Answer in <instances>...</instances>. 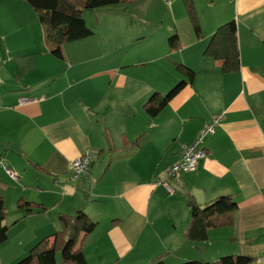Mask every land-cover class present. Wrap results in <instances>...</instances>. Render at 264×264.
Segmentation results:
<instances>
[{
	"label": "crops",
	"instance_id": "obj_1",
	"mask_svg": "<svg viewBox=\"0 0 264 264\" xmlns=\"http://www.w3.org/2000/svg\"><path fill=\"white\" fill-rule=\"evenodd\" d=\"M131 2L85 10L90 28L88 18L103 24L105 42L67 43L60 59L27 0H0V155L7 161L0 165V195L18 220L0 245L1 264L25 257L62 229L61 213L78 210L98 222L82 244L89 264H152L160 255L180 264L237 254L264 264V0H194L202 37L189 16L181 13L180 23L173 13L161 53L152 47V57L139 60L128 48L153 33L126 21ZM233 19L241 64L225 73L205 50ZM175 28L182 48L172 51L167 39ZM177 63L192 68L195 80L152 117L144 104L183 79ZM223 111L200 142L207 156L170 178L169 193L159 180ZM86 153L90 172L74 181L71 163ZM220 196L238 208L214 218L206 241L188 240L189 201L204 205ZM21 198L48 209L22 217ZM11 237L19 246L8 247Z\"/></svg>",
	"mask_w": 264,
	"mask_h": 264
},
{
	"label": "trees",
	"instance_id": "obj_2",
	"mask_svg": "<svg viewBox=\"0 0 264 264\" xmlns=\"http://www.w3.org/2000/svg\"><path fill=\"white\" fill-rule=\"evenodd\" d=\"M34 8L44 29V37L50 51L57 58H64L65 44L88 38L94 35L84 18L85 10H96L102 7L128 2L129 0H27ZM188 16L194 26L198 38L202 37V30L194 0H184ZM238 25L235 19L217 28L210 40L205 55L218 60L225 73L238 72L240 69V51L238 45ZM170 50L182 48L180 35L173 32L169 39ZM176 69L183 75V79L166 94L153 93L145 102L146 112L157 117L169 102L178 95L183 88L193 83L195 71L183 63H177ZM142 136L136 142L139 143ZM191 213L190 224L186 237L193 242H204L208 239V231L216 223L214 218L230 213L238 208V204L230 196H220L204 205L195 199L188 203ZM17 209L22 217L35 213H43L48 209L43 204L27 201L23 198L17 202ZM8 216V209L4 198L0 195V245L9 239L12 225L4 224ZM59 220L62 229L43 238L35 244L29 253L15 262V264H59L58 251L62 253L63 264H89L82 244L85 238L95 231L98 222L94 221L85 211L78 210L74 215L61 213ZM18 222V220L16 221ZM15 222V223H16ZM258 259L244 254L226 255L216 261L204 259H190L180 264H253ZM1 264V261H0ZM152 264H167L162 255L156 257Z\"/></svg>",
	"mask_w": 264,
	"mask_h": 264
},
{
	"label": "rangeland",
	"instance_id": "obj_3",
	"mask_svg": "<svg viewBox=\"0 0 264 264\" xmlns=\"http://www.w3.org/2000/svg\"><path fill=\"white\" fill-rule=\"evenodd\" d=\"M139 1L140 0H137V1L135 0V2L129 3L130 4L129 5L130 6L129 11H128V14L125 16L127 18L126 21L131 25L134 24L135 26H133V27L135 29H136V25H137L136 23H140L141 26H138V27L141 29V32L142 31L145 32V31L149 30V32H151L153 34L150 37H148L146 40H143V42L140 40V41L136 42L135 45L128 48L130 55H132L137 60L142 59V58H151L152 57V55H151V48L152 47L158 48V50H157L158 54L161 53L162 49H161L160 45H162L161 41L164 38V34L165 33L169 34L170 26H173V24H174L173 13H175L176 16H178V20L180 23L182 20L181 15H180L181 13H183V15L185 13V15L188 16V12H187V8H186L184 0H179L178 2H177V0H141V2H139ZM143 1H145V2H143ZM166 2H168V3H166ZM144 3H148V4H146V6H145ZM136 14H138L137 17L134 16ZM139 18L149 19V21H147V23H145L144 21L139 20ZM88 22H89L90 26H92V28H95V31H96V36H93V37L90 36L91 38H89L88 41H92L93 43L105 42V40L101 34L102 30H103V29H101V26H103V24L98 22L97 18H95V17L92 19L88 18ZM172 32H177V28L173 29L171 31V33ZM162 35H163V37H161ZM72 42H74V41H72ZM154 45H156V46H154ZM164 46H165V49L163 52L165 53L168 50L167 49V41H165ZM16 216H17L16 212L11 211L8 215L7 223L9 225L13 224V222H15V220L17 218ZM16 238L17 237H15V238L11 237V239L9 240V244H7V245H10L8 247L19 246V245H17L19 241H17ZM4 245H6V244H4ZM4 245L1 247L2 248L5 247ZM57 257H58V263L63 264L61 251H58ZM18 260H20V259H18ZM18 260L17 261H11V263H8V264H15V262H18Z\"/></svg>",
	"mask_w": 264,
	"mask_h": 264
},
{
	"label": "built area",
	"instance_id": "obj_4",
	"mask_svg": "<svg viewBox=\"0 0 264 264\" xmlns=\"http://www.w3.org/2000/svg\"><path fill=\"white\" fill-rule=\"evenodd\" d=\"M27 101H29V99H20L21 103H25ZM224 114L225 112L223 111L219 115H216L196 142L183 147L180 158L170 165L167 171V177L165 179L159 180V183L165 186L169 193H175V189L169 182L170 178L194 170L197 167L198 161L207 156V152L200 146V142L206 134L211 133L215 130V127L221 123ZM91 162L92 156L90 153L83 154L73 160L71 163L72 179L74 181H77L80 178L88 175L90 172ZM0 165L7 167V161L1 155ZM12 176L14 178H17V176L13 173Z\"/></svg>",
	"mask_w": 264,
	"mask_h": 264
}]
</instances>
